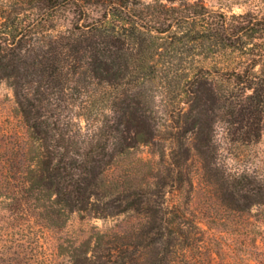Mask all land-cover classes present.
<instances>
[{
	"label": "trees",
	"instance_id": "trees-1",
	"mask_svg": "<svg viewBox=\"0 0 264 264\" xmlns=\"http://www.w3.org/2000/svg\"><path fill=\"white\" fill-rule=\"evenodd\" d=\"M173 2L0 3V80L42 149L41 184L67 214L121 217L93 226L75 252L69 245L67 264H220L212 254L222 230L206 231L187 208L164 203L166 185L194 189L193 157L207 219L243 235L245 246L257 233L264 264V175L227 171L213 137L216 116L233 142L262 135L264 15ZM66 10L72 19L62 29ZM152 144L161 162L137 154Z\"/></svg>",
	"mask_w": 264,
	"mask_h": 264
},
{
	"label": "rangeland",
	"instance_id": "rangeland-1",
	"mask_svg": "<svg viewBox=\"0 0 264 264\" xmlns=\"http://www.w3.org/2000/svg\"><path fill=\"white\" fill-rule=\"evenodd\" d=\"M197 1L209 9L223 11L228 15L248 11L264 15V0H174L173 4L189 5ZM71 19L72 13L63 11L57 19L58 27H68ZM156 102L155 119L163 122L165 115L161 110L164 101L157 96ZM176 102L177 107L183 111L189 108L190 103L183 96ZM182 119L183 116H179V124H182ZM79 122L82 125L85 123L83 119ZM262 125V135L258 141L233 142L228 137L221 117H215L213 137L219 162L227 171L246 170L264 175V119ZM160 141L156 140L157 143ZM155 148H158L155 144L141 145L137 154L161 162L157 153L151 154ZM41 152L38 143L29 135L12 87L5 80H0V264H67L66 251L69 245H72L75 252L92 232L93 226L105 229L116 221H121V217L83 219L78 213L63 212L60 204L54 203L55 194L41 184L43 180L38 165L42 159ZM136 166L146 172L144 165ZM198 166L196 158L189 159L187 170L194 175L192 191L188 186L181 190L170 185L163 187L165 205L171 207L178 204L187 208L186 211L191 212V215L188 213L189 217L194 214L197 220H201V228L206 231L211 232L214 228L222 230L219 243L213 245L216 251L220 248L218 253L212 254L215 261L220 264H259L252 241L257 233L249 234L246 239L249 244L245 246L243 235H237L233 230L225 232L226 228L231 229L228 225L222 222L214 224L207 219L203 206L201 207V199L198 200V196L205 193L204 180L197 173ZM259 237L260 235L255 237L256 243L260 242Z\"/></svg>",
	"mask_w": 264,
	"mask_h": 264
}]
</instances>
